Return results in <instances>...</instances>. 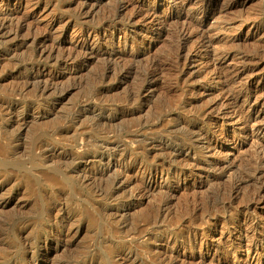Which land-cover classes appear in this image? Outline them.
<instances>
[{
  "label": "rangeland",
  "instance_id": "374dc122",
  "mask_svg": "<svg viewBox=\"0 0 264 264\" xmlns=\"http://www.w3.org/2000/svg\"><path fill=\"white\" fill-rule=\"evenodd\" d=\"M187 18L212 49L179 48ZM225 93L264 123V0H0V264H264L234 231L261 226L264 162Z\"/></svg>",
  "mask_w": 264,
  "mask_h": 264
},
{
  "label": "bare ground",
  "instance_id": "6f19581e",
  "mask_svg": "<svg viewBox=\"0 0 264 264\" xmlns=\"http://www.w3.org/2000/svg\"><path fill=\"white\" fill-rule=\"evenodd\" d=\"M209 7L210 6L207 7V6L202 5L200 7V13L204 14L209 9ZM137 8H139V7H137ZM182 9H183V5L181 4L179 6V10L181 11ZM196 11H198V10H196ZM178 14H180V13L178 12ZM142 15L149 18V21L147 22V26H148L147 28H149L148 29L149 31L153 30V28H155L156 26L161 27L163 25L162 23H159L158 20H156L157 18H155V12L153 9H148L145 11L138 9V11H136V13H135V17H139V16L141 17ZM170 17H171V15H170ZM192 20L194 21L193 18H187V21H185L182 25V28H181V37L182 38L180 40L181 44L179 45V48L181 49L182 48L181 45L187 39H189L194 34H196V35H198V49H205V50L212 49L211 46L213 45L215 39H213V36L211 35V33L204 32L201 29V27L199 25L195 24ZM2 23L3 22H1V24ZM243 24L244 23L242 21H240V19L238 20L237 18L236 19H230L228 22L229 26H237L238 27V26H243ZM3 28H4V26H3ZM124 44L126 45V41H124ZM82 45H84V44H82ZM84 48L86 51H89V53H87V54H89V56L95 57L96 55H98V52L100 51L99 49L101 48V45L99 44V42L94 41L93 44L91 45V48L90 47L89 48L87 47V49H86V47H84ZM41 54L43 55V54H45V52L41 51ZM67 55L62 57L61 59H60L61 56L58 57L60 59L59 62L60 63H68L70 61V59L72 60V57L67 56ZM184 59H185V61L189 60V55H187L186 58L184 57ZM222 60H223L222 58L217 57L216 60L213 62V64H214L213 66L217 65ZM245 89H247V88H245ZM225 94H228V95L223 97V99L221 100L222 101L221 105L227 107L228 110L225 112L219 113L216 116V118H228V117H233L235 115V117L237 118V121H239L240 125H241L240 134L245 138L248 137L251 139L252 145L250 147H254V149H255L254 153L256 155L257 163L264 162V144H263L264 143V123H259L257 121L258 115L255 116L253 113H249V111L241 112V110H240V112L237 110L239 112V113H237V111L235 110L236 108L234 109V107H237L236 105L239 103L240 100L244 101V103L248 102V98L246 95H243L241 93H239V94L225 93ZM249 105H251V104H249ZM249 108H251V106ZM203 119L211 120V117L207 114H204ZM238 135H239V133H238ZM198 144H196V146L198 148H200L201 150H206L207 154H211V155H214L215 153H217L219 148L222 147L220 144H218V143L213 144L211 141H209V142L207 141V144H202V145L200 144L201 146ZM192 149H193L192 147H188V148H185V151L187 150V153H188ZM233 150L236 151V153H237V151H239V148L237 146L233 145L231 151H233ZM226 160H228V159H226ZM233 161H236V160H233V159L229 160L230 164L228 165V167L226 169H229L232 167ZM192 167L199 168L200 166H199V164L195 163V164H192ZM211 168L212 169H217V168L219 169V165L213 164V165H211ZM184 174H185V172L182 173V176L186 175V174L185 175ZM263 191H264V181L262 183V187H260V190L256 196L257 197L256 199H258V201L261 199L262 196L260 194ZM249 208L250 207L247 206L246 210H248ZM246 213H247V211H246ZM244 215L242 217V222L240 224L234 226V231H236L239 235L245 234L246 232L260 234L261 239L255 243V249L257 250L258 248H263L264 247V215L263 216L260 215V219L262 220L260 227H258L259 221L255 222L256 219L254 221V220H252L251 217L250 218L245 217ZM240 247H241V245H240ZM247 250L249 251V248Z\"/></svg>",
  "mask_w": 264,
  "mask_h": 264
}]
</instances>
